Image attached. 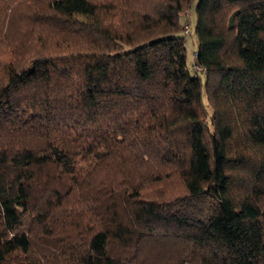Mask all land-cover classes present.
Segmentation results:
<instances>
[{
    "label": "trees",
    "instance_id": "16d2710c",
    "mask_svg": "<svg viewBox=\"0 0 264 264\" xmlns=\"http://www.w3.org/2000/svg\"><path fill=\"white\" fill-rule=\"evenodd\" d=\"M192 3L0 0V264H264V0L196 1L202 72Z\"/></svg>",
    "mask_w": 264,
    "mask_h": 264
},
{
    "label": "rangeland",
    "instance_id": "374dc122",
    "mask_svg": "<svg viewBox=\"0 0 264 264\" xmlns=\"http://www.w3.org/2000/svg\"><path fill=\"white\" fill-rule=\"evenodd\" d=\"M197 0H193L191 6L187 9V12L181 14L180 21L185 24V44H186V57L189 68L193 71L202 72L200 69L193 66L194 52L197 49V40L195 35V3ZM81 19L85 17L79 16ZM200 74V73H199ZM201 80H204L203 73L200 74ZM209 110V108H208Z\"/></svg>",
    "mask_w": 264,
    "mask_h": 264
},
{
    "label": "built area",
    "instance_id": "2783aa9c",
    "mask_svg": "<svg viewBox=\"0 0 264 264\" xmlns=\"http://www.w3.org/2000/svg\"><path fill=\"white\" fill-rule=\"evenodd\" d=\"M194 66H196V68H198V69H200V70H201V68H200L199 66H197V65H194Z\"/></svg>",
    "mask_w": 264,
    "mask_h": 264
}]
</instances>
